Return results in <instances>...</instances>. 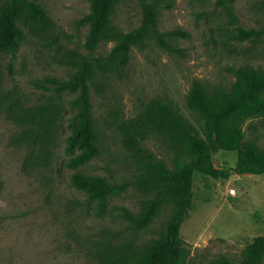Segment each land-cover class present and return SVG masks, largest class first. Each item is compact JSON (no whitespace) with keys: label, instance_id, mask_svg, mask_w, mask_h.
Here are the masks:
<instances>
[{"label":"rangeland","instance_id":"374dc122","mask_svg":"<svg viewBox=\"0 0 264 264\" xmlns=\"http://www.w3.org/2000/svg\"><path fill=\"white\" fill-rule=\"evenodd\" d=\"M145 1L155 24L121 72L96 58L143 24L144 0H117L97 44L82 21L93 0H39L48 19L25 9L19 48L0 50V264H112L156 244L173 199L143 226L128 211L143 216L162 186L160 164L174 168L183 152L163 108L203 134L204 119L189 104L195 82L209 92L231 90L241 67L264 73V0ZM87 61L100 151L72 166L80 151L67 147L84 88L74 76ZM243 129L264 147V116L249 117ZM212 160L230 175L195 172L181 228L185 264H223L222 256L239 262L264 234V173L236 171L237 150L220 149ZM76 172L104 176L116 189L104 200L92 197L74 184Z\"/></svg>","mask_w":264,"mask_h":264},{"label":"trees","instance_id":"16d2710c","mask_svg":"<svg viewBox=\"0 0 264 264\" xmlns=\"http://www.w3.org/2000/svg\"><path fill=\"white\" fill-rule=\"evenodd\" d=\"M117 0H93L92 12L83 18L91 24L90 42L97 44L107 29L108 21ZM147 15L143 24L126 34L122 41L108 55L98 57L103 67L121 72L131 59L134 44L145 39L155 24L156 12L152 3L144 0ZM231 7V6H230ZM40 21L48 19L47 13L39 0H10L0 7V50L15 52L24 37L19 24L23 11ZM232 9V8H231ZM91 70L85 62L74 76L76 82H82L84 88L77 98L80 110L76 115L77 123L69 137L68 151L80 153L71 159L70 164L77 166L86 163L99 151L98 133L92 115V102L86 85ZM189 104L204 119V133L194 132L184 126L180 118L169 108H163L171 133L181 142L183 152L170 168L160 164L162 186L157 198L145 208L143 216L128 215L139 225L147 224L156 214L161 204L168 198L174 201V213L166 225L165 231L156 244L149 246L135 257H120L112 264H185L188 241L182 236L181 228L192 201L194 174L202 171L214 177H227L230 170L218 167L212 155L220 149L237 150L240 160L235 170L239 173H264V147L252 139L246 138L243 129L245 121L252 116H264V73L253 67L243 66L238 70V78L231 90L219 89L209 92L200 81H196L189 96ZM74 184L87 191L92 197L101 200L116 189L104 176L76 172ZM264 234L259 235L243 252L239 262L222 256L223 264H263Z\"/></svg>","mask_w":264,"mask_h":264}]
</instances>
